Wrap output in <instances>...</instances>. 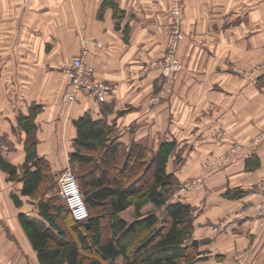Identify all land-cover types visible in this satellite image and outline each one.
<instances>
[{
  "label": "crops",
  "instance_id": "obj_1",
  "mask_svg": "<svg viewBox=\"0 0 264 264\" xmlns=\"http://www.w3.org/2000/svg\"><path fill=\"white\" fill-rule=\"evenodd\" d=\"M169 6L170 0H0V264H41L19 216L43 229L49 223L39 215V199L22 195L23 167L30 156L54 174L71 166L75 121L87 113L105 119L127 148L156 152L176 142L167 171L177 177L208 172L201 186L174 196L198 210L197 264H264L257 211L264 202V73L254 71L264 63V0H185L184 70L163 98L161 70L149 65L162 60L170 42ZM97 41L109 47L98 49ZM81 55L98 80L113 86L104 104L86 94L66 99L68 68ZM34 109L28 131L21 119ZM230 149L232 161L216 167ZM3 164L16 167L17 177ZM47 186L43 199L52 196Z\"/></svg>",
  "mask_w": 264,
  "mask_h": 264
},
{
  "label": "trees",
  "instance_id": "obj_2",
  "mask_svg": "<svg viewBox=\"0 0 264 264\" xmlns=\"http://www.w3.org/2000/svg\"><path fill=\"white\" fill-rule=\"evenodd\" d=\"M37 112L34 109L30 117L21 119L28 131ZM75 126L70 164L89 211L86 222L76 221L57 196H41L45 186L50 188L53 174L48 162H33L30 156L23 167L22 195L39 199V215L49 223V228L43 229L37 220L24 213L19 216L39 262L197 264L201 253L193 241L188 242L194 230L195 207L175 200L169 190L174 175L167 165L176 142H164L156 152L132 143L122 154V144L112 136L105 119L87 113ZM3 166L16 175V167ZM13 197L21 206L20 198Z\"/></svg>",
  "mask_w": 264,
  "mask_h": 264
},
{
  "label": "built area",
  "instance_id": "obj_3",
  "mask_svg": "<svg viewBox=\"0 0 264 264\" xmlns=\"http://www.w3.org/2000/svg\"><path fill=\"white\" fill-rule=\"evenodd\" d=\"M184 1L185 0H170L168 14L170 18L169 26L171 36L167 46L168 53L163 61L152 62L149 65V69L160 68L161 70V76L164 81V86L160 93L161 97L168 94L174 73L182 68L178 59L173 56V51L184 38ZM96 47L98 49L108 48L109 43L106 41H97ZM68 69L71 78V88L66 95L68 101L73 102L78 96L86 94L94 98L98 103L107 102L109 96L113 92V86L96 78L95 72L88 63L85 55L73 57ZM263 138L264 136L262 139ZM59 185L61 197L68 206L73 218L76 221L86 222L89 218V211L76 176L70 171L65 172L60 178ZM194 186V184L188 183L186 188L191 189ZM257 211L264 221V202L257 206Z\"/></svg>",
  "mask_w": 264,
  "mask_h": 264
},
{
  "label": "rangeland",
  "instance_id": "obj_4",
  "mask_svg": "<svg viewBox=\"0 0 264 264\" xmlns=\"http://www.w3.org/2000/svg\"><path fill=\"white\" fill-rule=\"evenodd\" d=\"M183 40V39H182ZM181 42V41H180ZM168 51H167V48H165V51H164V54H163V57H162V60L164 59V57L167 55ZM173 56L176 57L178 59V61L181 63L182 65V68L175 72L174 73V76L173 78L171 79L172 80V83H171V88L168 92L167 95H165L164 97L165 98H168L169 96H171V94L173 93V88H174V83H175V77L178 73H181L183 70H184V64L181 60V57H180V43L179 45L175 48V50L173 51ZM159 61V62H161ZM254 71H257L258 74H261V73H264V63H260L258 64L257 66H255L254 68ZM163 78H162V86H161V89L163 88L164 86V83H163ZM163 97V98H164ZM264 133V132H262ZM260 134V138H262L264 135L263 134ZM261 139H258L257 141H259ZM129 148L125 147V146H122L121 147V153L123 154L124 152H127ZM236 152V149H230L228 155L226 156H223V158H216L214 160V165L217 167H222V166H225L226 164L230 163L233 159V156L235 155L234 153ZM123 163V156H122V159H120V164ZM178 169V168H176ZM67 171H70L72 172L76 177H77V174H76V170L75 168L71 165H67V167L65 168H61L59 169L58 171H56V173L52 174L51 176V182H50V192L52 195H55V194H59L58 196L60 197V185H59V181H60V178L63 176V174ZM177 171V170H176ZM174 176H173V183H172V186L169 190L170 191V195L172 194V197L174 198L175 195L179 194V196H182V195H185L187 194L189 191H191L192 189H195L199 186H201V184L203 183V178L207 177L208 176V172L207 174L204 173V174H193V175H184V176H176L174 173H172ZM190 183V184H194L195 186L191 189H187L186 188V185ZM186 191V192H185ZM60 200L61 202H63L65 204V201L63 200L62 197H60ZM263 203V202H262ZM197 212L198 210L195 209L193 214L194 216L196 217L197 215ZM195 217H194V220H195ZM194 225V223H193ZM218 228H216L215 230H217ZM194 232V230H193ZM193 232H192V236L190 238V240L188 241L190 244L192 243V240H193Z\"/></svg>",
  "mask_w": 264,
  "mask_h": 264
},
{
  "label": "water",
  "instance_id": "obj_5",
  "mask_svg": "<svg viewBox=\"0 0 264 264\" xmlns=\"http://www.w3.org/2000/svg\"><path fill=\"white\" fill-rule=\"evenodd\" d=\"M195 244H196V245L198 244L197 241H195Z\"/></svg>",
  "mask_w": 264,
  "mask_h": 264
}]
</instances>
